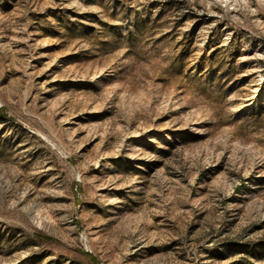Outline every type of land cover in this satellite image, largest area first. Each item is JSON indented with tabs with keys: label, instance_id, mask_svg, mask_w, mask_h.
<instances>
[{
	"label": "rangeland",
	"instance_id": "1",
	"mask_svg": "<svg viewBox=\"0 0 264 264\" xmlns=\"http://www.w3.org/2000/svg\"><path fill=\"white\" fill-rule=\"evenodd\" d=\"M0 264H264V0H0Z\"/></svg>",
	"mask_w": 264,
	"mask_h": 264
},
{
	"label": "trees",
	"instance_id": "2",
	"mask_svg": "<svg viewBox=\"0 0 264 264\" xmlns=\"http://www.w3.org/2000/svg\"><path fill=\"white\" fill-rule=\"evenodd\" d=\"M36 238H38V239H44L45 237H42V236L36 235Z\"/></svg>",
	"mask_w": 264,
	"mask_h": 264
}]
</instances>
